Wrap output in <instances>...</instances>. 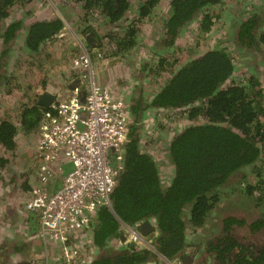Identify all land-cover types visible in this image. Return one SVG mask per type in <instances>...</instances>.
<instances>
[{
	"label": "trees",
	"instance_id": "obj_1",
	"mask_svg": "<svg viewBox=\"0 0 264 264\" xmlns=\"http://www.w3.org/2000/svg\"><path fill=\"white\" fill-rule=\"evenodd\" d=\"M16 1L19 0H0V25ZM76 1L81 3L84 11L80 17L82 21L87 22L90 16H101L104 23L113 26L130 14L133 4V0ZM159 1L138 0L134 18L147 17ZM220 1L170 0L160 45H172L191 19ZM211 19L209 12L202 15L200 28L204 33L210 31ZM23 25L16 21L3 27L0 68L4 57L2 49L18 31H25L26 48L36 51L42 43L62 31L64 22L55 18ZM260 26V18L256 15L244 19L237 29L239 45L255 49L264 44V29L261 30ZM135 34V28L129 27L119 33L113 54L130 48ZM103 43L97 40L95 44L98 49H103ZM165 62L161 58L158 64ZM233 73V60L225 48L208 49L176 69L153 96L150 102L153 107L175 109L192 122L167 143L174 172L166 186L161 182L153 158L139 149L136 112L141 104L130 107L135 113L134 120L129 125L124 144L123 168L110 196L111 208L100 207L96 219L90 224L93 243L102 253L108 237H119L123 225L149 221L157 227L149 238L155 251L168 260L181 258L186 247L185 212H189V223L200 227L218 208L220 188L232 182L235 172L259 160L264 151V86L248 75L242 84L233 82ZM48 111L50 106H42L37 101L25 106L20 113L19 125L28 130L35 129ZM198 120L202 122L197 123ZM17 128L13 120L0 121V143L3 146L13 147ZM244 196L252 203L253 212L250 215L227 214L220 220V233L210 239L205 248L213 256V264H264V217L258 216L259 209H255L264 203V169L256 175L254 185H246ZM102 253L88 264H140L148 259V254H155L149 249L136 250L129 245L127 251L121 253L109 250L104 255Z\"/></svg>",
	"mask_w": 264,
	"mask_h": 264
},
{
	"label": "rangeland",
	"instance_id": "obj_2",
	"mask_svg": "<svg viewBox=\"0 0 264 264\" xmlns=\"http://www.w3.org/2000/svg\"><path fill=\"white\" fill-rule=\"evenodd\" d=\"M169 1L160 0L147 17L139 20L134 18L138 0H133L130 14L114 26L104 23L101 16H90L87 22L82 21L80 17L84 11L76 0H19L10 7L8 17L0 25V35L3 27L16 21L22 22L25 27L36 21L61 18L64 27L36 51L26 48L23 29L2 49L0 121L13 120L18 128L13 147L7 148L0 143V264H18L23 261L28 264H60V242L49 240L56 242L55 247L44 246L34 220L30 224L34 222L35 231L28 232L27 216L30 213L26 204L32 191L43 183L48 189L53 188L55 179L54 183L50 181L60 167L40 159L37 146L41 138L39 126L28 130L19 125L22 108L34 104L43 93L53 94L57 99L68 94L72 87L85 89L83 79L99 84L115 99L124 102L129 124L135 114L131 108L140 103L136 112L139 149L153 158L161 182L166 186L174 171L167 143L173 135L192 123L175 109L161 110L150 104L171 74L208 49L225 48L234 64L233 82L242 84L245 75H248L264 86V44L252 49L244 48L236 41L239 24L250 16H258L260 29H264V0H221L217 5L198 13L181 29L172 45L164 46L160 45V39ZM207 12L211 13L213 24L210 31L204 33L200 28V19ZM127 26L136 30L133 45L113 54L117 48L115 38L124 29L126 31ZM97 40L104 42L103 49H98L95 44ZM85 51L92 53L89 78L82 77L85 70L80 57ZM95 52H100L101 56L96 57ZM161 58L166 62L159 65ZM201 122L198 120L197 123ZM263 157L264 151L258 161L235 172L232 182L220 188L218 208L205 218L200 227H193L188 221L189 212H185V254L191 259L187 258V262L167 260L155 251L149 239L146 249L155 254H148L146 263L142 264H213L214 258L205 248L210 239L220 233V220L227 214L250 215L253 212L252 203L244 196V191L247 184L256 183V175L264 169ZM41 166H48L52 171L46 181L41 179ZM67 166L62 165V170ZM255 209H259L258 216L264 217V203ZM230 211L232 213H228ZM120 232L124 230L120 229ZM85 244L87 251L89 240ZM64 248L66 244H61V249Z\"/></svg>",
	"mask_w": 264,
	"mask_h": 264
},
{
	"label": "built area",
	"instance_id": "obj_3",
	"mask_svg": "<svg viewBox=\"0 0 264 264\" xmlns=\"http://www.w3.org/2000/svg\"><path fill=\"white\" fill-rule=\"evenodd\" d=\"M80 59L85 70L82 77L89 78L92 57L85 51ZM82 82L85 89L72 87L55 99L38 125L40 159L69 165L56 189L48 191L43 183L33 189L26 204L43 242L55 240L65 245L73 232L90 226L100 207L111 208L110 196L123 168L129 128L124 105L99 84ZM48 168L41 166L43 181L52 173ZM123 227L127 240L145 241L137 224ZM64 254L67 264H72L71 251L64 248Z\"/></svg>",
	"mask_w": 264,
	"mask_h": 264
},
{
	"label": "crops",
	"instance_id": "obj_4",
	"mask_svg": "<svg viewBox=\"0 0 264 264\" xmlns=\"http://www.w3.org/2000/svg\"><path fill=\"white\" fill-rule=\"evenodd\" d=\"M62 165L65 166V165H68V164H67L66 161H64V163L60 162V164H59L60 167L58 169V172L55 174L53 180L51 179V181H50V182H53L54 179H55V182H56L55 186L53 188H51V189L49 187V189H48L47 185L45 184V187H46V189L48 191L49 190L53 191L60 184L61 179H62V175H64V173L66 172V169L69 166L68 165L65 168V170H62ZM29 213H30L29 216H27V221H28L29 228H30L28 232H31V231L34 232L35 231L34 228H33L34 222L32 223V225L30 224V221H32L31 216L33 215V213L30 212V211H29ZM34 221H35V219H34ZM36 231H38V230L36 229ZM119 233H120V231H119ZM85 235H87V236H85ZM85 237L87 238L86 242H85V239H86ZM88 240H89V250L85 251V249H86L85 245H87L85 243H88ZM54 243H56V242H51L49 240H48L47 244L45 242H43L44 246L46 244L48 246H54L55 247ZM118 244H120V243L115 241L114 236L108 237V239L105 242V247H107V248L103 247V253H102L100 248L95 246L94 243H93L92 226H87L86 228H83L82 230H79L77 232L75 231V232H73V234H71L70 238L68 239V242L66 243V249L68 250V252L71 251V255L72 256L69 259L71 261L73 260L72 264H88L90 261L94 260V258L99 256L101 253L104 255V253H106V251H108L109 247L117 248ZM107 245H111V246H107ZM58 246H59V250H58L59 262H60V264H66L68 262V260H67L65 254H64V249H61V244L60 243H58ZM85 252H87L86 255L84 254ZM27 259H29V258H27Z\"/></svg>",
	"mask_w": 264,
	"mask_h": 264
},
{
	"label": "water",
	"instance_id": "obj_5",
	"mask_svg": "<svg viewBox=\"0 0 264 264\" xmlns=\"http://www.w3.org/2000/svg\"><path fill=\"white\" fill-rule=\"evenodd\" d=\"M56 96L53 95V94H50V93H43L40 98L38 99L37 103L42 105V106H45V107H48L49 105H51L54 100L56 99L55 98ZM174 172V171H173ZM173 177V175H172ZM172 177H171V180H172ZM169 184V183H168ZM31 219L32 221L34 220V216L32 215L31 216ZM157 227H155L153 224H151L149 221H143L141 223H139V226H138V231L140 233L141 236H144V237H150L152 236L153 233H155V230H156ZM37 229V227H36ZM119 237L121 238L122 241H126L127 239V236H126V232H120V235ZM48 241H46L45 243L47 244ZM130 245H134V242H129ZM191 259V257H189L188 255H184V259H183V262H187L186 259Z\"/></svg>",
	"mask_w": 264,
	"mask_h": 264
},
{
	"label": "flooded vegetation",
	"instance_id": "obj_6",
	"mask_svg": "<svg viewBox=\"0 0 264 264\" xmlns=\"http://www.w3.org/2000/svg\"><path fill=\"white\" fill-rule=\"evenodd\" d=\"M114 96V95H113ZM117 99V98H116ZM118 101H120L121 102V104L122 105H124L123 103V101H121V100H119V99H117ZM124 109H125V111H126V114H127V120L129 121V114H128V110H126V107L124 106ZM129 113H131V111L129 112ZM128 124H129V122H128ZM130 125V124H129ZM120 235V234H119ZM113 236V235H112ZM112 236H110V237H112ZM150 238V237H149ZM114 239H115V241L116 242H118V243H120L121 244V246H118L117 248H115V247H111L110 249H108L109 251H111V252H114V253H121L122 251H127V249H128V245L129 246H131L130 245V243L129 242H131V241H129V240H127L126 239V241H122L121 240V238L120 237H116V236H114ZM43 241V240H42ZM149 241V240H148ZM148 241H147V239L145 240V241H143V242H141V243H136V242H134V245H132L133 247H135V249L136 250H143V249H146L147 248V244H148ZM131 246V247H132ZM185 255V254H184ZM184 255L181 257V258H176L178 261H180V262H182L183 261V259H184ZM176 259H173V260H176ZM168 260V259H167ZM142 263H146L145 261L144 262H142ZM142 263H140V264H142Z\"/></svg>",
	"mask_w": 264,
	"mask_h": 264
},
{
	"label": "clouds",
	"instance_id": "obj_7",
	"mask_svg": "<svg viewBox=\"0 0 264 264\" xmlns=\"http://www.w3.org/2000/svg\"><path fill=\"white\" fill-rule=\"evenodd\" d=\"M50 106V105H49ZM36 226H37V224H36ZM138 226H139V224L137 223V229H138ZM122 228H124V227H122ZM125 229V228H124ZM124 229H122V230H124ZM125 231V230H124ZM147 239V241L149 240V238L148 237H145V240Z\"/></svg>",
	"mask_w": 264,
	"mask_h": 264
},
{
	"label": "bare ground",
	"instance_id": "obj_8",
	"mask_svg": "<svg viewBox=\"0 0 264 264\" xmlns=\"http://www.w3.org/2000/svg\"><path fill=\"white\" fill-rule=\"evenodd\" d=\"M47 251V250H46Z\"/></svg>",
	"mask_w": 264,
	"mask_h": 264
}]
</instances>
